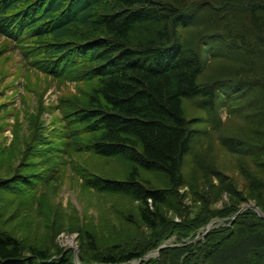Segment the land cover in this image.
<instances>
[{"label": "trees", "instance_id": "1", "mask_svg": "<svg viewBox=\"0 0 264 264\" xmlns=\"http://www.w3.org/2000/svg\"><path fill=\"white\" fill-rule=\"evenodd\" d=\"M1 37L0 55L9 42H33L36 58L44 55L40 67L89 82L80 101L67 98L62 106L70 134L48 138L33 127L25 139L40 144L41 157L52 160L46 143L59 140L61 154L76 145L84 156L126 163L121 176H108L55 148L53 160L61 164L50 180L58 187L72 174L91 191L131 197L146 230L108 240L80 229L84 246L76 261L71 248L49 243L62 227L61 208L52 223L46 220L52 232L36 237L32 230L35 188L48 169L29 168L33 143L5 175L8 147L0 146V264H264V216L245 207L231 219L244 202L264 213V0H0ZM222 42L230 46L227 62L201 80ZM186 97L198 98L207 115L189 116ZM229 104L243 109L244 123L221 140L238 154L243 187L240 177L196 157L192 145L200 123L214 127ZM223 192L228 200L215 206ZM214 217L225 220L194 239ZM172 234L182 243L144 257Z\"/></svg>", "mask_w": 264, "mask_h": 264}, {"label": "rangeland", "instance_id": "2", "mask_svg": "<svg viewBox=\"0 0 264 264\" xmlns=\"http://www.w3.org/2000/svg\"><path fill=\"white\" fill-rule=\"evenodd\" d=\"M189 30L192 33L193 28ZM0 42L6 43V38L1 37ZM24 44L21 45L17 41L9 42L8 49L0 55V146L8 147L5 161L8 164L7 170L9 168L7 171L5 165L1 174L12 173L20 158L24 156L23 152L28 146L27 141L29 144L33 143L36 154L29 150L30 153L26 158V162L29 161V168L34 167L37 171L48 168L44 170L46 180L41 179L35 188L37 201L34 205L35 208L30 211V215L33 216L32 230L35 236L37 237L38 234L44 232H52V227L46 220L49 221L50 219L52 223L53 214L57 208H61L63 211L62 227L49 243L57 242L63 248H71L78 259V254L84 246L82 245L83 233L80 229L89 228L108 240H124L127 238L124 233L128 232L135 233L138 231L134 235H140L141 233H138L144 232L146 227L142 225L139 219L136 200L126 195L100 194L91 191L83 184L81 176L80 178L71 174L66 179H62L64 181L58 187L50 180L52 171L57 170V166L61 164V160L60 163L59 160L56 163L53 160L55 148L57 154L62 158L78 160L86 167L109 173L108 176L110 174L117 177L122 175L126 163L121 157L93 154L84 156L76 151V145L72 146L73 153L61 154L64 144L59 140H51L53 145L49 142L46 143V146L53 149L52 152H47V156L52 160L45 161L41 154L46 152H39L40 144L36 146L35 139L25 140L33 127L42 129L48 138L53 135L58 137V134L62 136L70 134L68 132L70 127L67 126L66 118L67 109L65 108L64 111L62 106L67 98L80 101L89 88V82L63 79L49 73L44 67L39 66L44 55L41 54L36 58L35 55L39 53L38 49L32 48L34 47L33 42ZM229 47L227 43L223 44V42L217 46L216 54L211 58V64L206 66L208 70L203 71L200 76L201 80H204L212 71H216L221 62H227L225 60L227 57L224 56L228 55ZM236 101L239 107L241 103L245 102V97L242 100L236 99L235 103ZM184 106L189 116L207 115V111L198 105V98L186 97ZM218 112L221 115V122L216 123L217 120L213 119L214 127L211 123L206 125L200 123L201 127L193 131V149L196 152V157L201 156L205 160L214 161L217 166L223 167L224 170L232 175L235 174L236 177H240L241 180L237 183L239 187H243L245 179L238 173L239 170L236 165L238 154L225 148L223 146L224 141L221 139L222 136L226 134L228 136L241 127L244 123V116H242L244 111L242 108H238V110L233 108L232 110L229 104L222 107L221 111L218 110ZM202 120L204 123V119ZM203 126H209V128L205 130ZM248 161L251 163L249 159ZM249 167L253 168L254 166ZM191 171H194L196 177L200 174V170L197 168L192 167ZM186 200L188 203L191 201L188 196ZM227 200L228 194L223 192L220 198L213 200V204L219 206ZM45 206L50 207V211ZM171 213L170 210L169 214ZM223 220L225 219L214 217L209 221L211 222L210 226L222 223ZM207 225L199 227L194 238L202 237L201 234L207 229ZM164 243L177 244L182 242L178 240L176 234H172ZM155 249L149 251L147 257L158 254ZM135 261L132 260L131 263H135Z\"/></svg>", "mask_w": 264, "mask_h": 264}, {"label": "water", "instance_id": "3", "mask_svg": "<svg viewBox=\"0 0 264 264\" xmlns=\"http://www.w3.org/2000/svg\"><path fill=\"white\" fill-rule=\"evenodd\" d=\"M245 207H254L255 209H256V211L260 214V215H262V216H264V213L260 210V208L254 203V202H252V203H244L241 207H240V209L233 215V216H231V219L232 218H234V216L239 212V211H241L243 208H245ZM210 223L211 222H209L208 223V228L205 230V232H204V234L210 229ZM166 244H161L158 248H156L155 249V251L156 252H159L160 251V249L163 247V246H165ZM77 256H76V253H75V259L77 260V258H76Z\"/></svg>", "mask_w": 264, "mask_h": 264}]
</instances>
